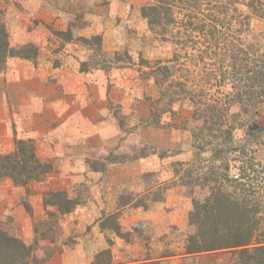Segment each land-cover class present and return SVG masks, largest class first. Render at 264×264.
Listing matches in <instances>:
<instances>
[{
	"label": "trees",
	"instance_id": "trees-1",
	"mask_svg": "<svg viewBox=\"0 0 264 264\" xmlns=\"http://www.w3.org/2000/svg\"><path fill=\"white\" fill-rule=\"evenodd\" d=\"M257 2L250 0L243 5L251 9L253 15L262 17L264 12ZM236 3L237 0H151L138 6V12L150 30L163 40L172 38L175 47L170 61L177 65L164 64L154 68L164 83L161 86L159 79L156 82L160 87L159 99H165L166 105L177 99L186 100L192 108L188 122L194 140V159L178 162L184 171L173 169V180L165 189L177 181L183 187L199 186L207 190L200 199L191 197L192 208L188 211L187 221L193 231L186 235L180 254L192 257L229 252L230 261L226 264H264V163L256 160L251 143L244 137L258 141L260 134L264 135L257 119L264 107V49L261 42L264 25L254 33L251 15L238 9ZM83 16V13L72 16L65 29H55L49 23L44 25L53 36L60 38L62 46L80 43L87 51L93 49V55L100 54L103 51L100 34L82 36L77 33L86 24ZM117 55L113 59L118 66L120 58ZM39 56V47L32 42L11 46L6 27L0 21V72L5 69L8 57L35 65ZM91 59L79 60V71L110 70L104 61L97 59H92L94 63L90 65ZM145 63L141 57L140 64ZM57 65L58 62L54 66ZM198 66L201 68L195 74ZM177 71L181 72L180 76H174ZM150 113L155 124L156 112ZM148 154L156 152L153 150ZM158 156L168 155L164 152ZM93 163L88 162L90 166ZM103 167L104 162L94 170ZM52 170V163L37 155L30 139L14 137L12 150L0 153V181L10 180L14 186L23 188L26 195L31 194L32 184L42 183ZM157 197L153 200L157 201L161 195ZM130 200L131 196L127 195V201L119 205ZM41 203L45 215L32 222V243H25L0 226V264H46L61 250L57 244V237L61 236L60 217L71 212L79 202L65 190L48 189L42 191ZM22 204L31 215L28 203L23 201ZM134 205L148 206L141 199ZM118 215L119 212H114L106 216L100 228L128 240L130 233L122 232ZM50 231L56 236H51ZM44 238L49 240V246L42 255H37L39 240ZM107 253L110 257L111 252ZM163 254V257L173 255ZM109 260L99 264H107ZM151 260L146 263L154 264L156 259Z\"/></svg>",
	"mask_w": 264,
	"mask_h": 264
},
{
	"label": "rangeland",
	"instance_id": "rangeland-1",
	"mask_svg": "<svg viewBox=\"0 0 264 264\" xmlns=\"http://www.w3.org/2000/svg\"><path fill=\"white\" fill-rule=\"evenodd\" d=\"M52 1L56 2V0L40 2L0 0V21L6 27L11 46L32 42L39 47V57L43 61L49 60L53 65L58 62L59 65L64 59L70 62V57L67 55H70V49L75 47L70 46V43L62 46L60 38L53 36L44 25L49 23V17L53 18V16L54 20L49 24L55 29H65L70 24V16L66 15L68 13L60 7L56 8L57 5H53ZM150 1L144 0L143 4ZM248 1L250 0H237L236 6L240 10H245L244 13L251 15L250 24L253 32L256 33L260 26L264 25V16L253 15L252 10L243 5ZM96 2L98 6L95 9L101 12L94 13L102 15L100 35L103 51L93 55L95 52L93 49L87 51L80 47L77 55L74 56L78 60L88 61L92 58L104 61L110 70L125 68V73L118 78L119 84L110 83L108 69H105L106 72L97 73L94 82L92 81L101 86L98 92H102L103 108L106 115L113 118L118 140L113 149L106 151L105 157L86 158V163L95 162L91 166L88 164L91 169L100 168L102 162L104 167L102 171L97 170L101 171L99 173L81 172L83 179L76 180L70 172H61L63 168L62 163L59 162L58 165H53L52 172L42 183L32 184L30 195H26L23 188L14 186L10 180V183L6 181L7 179L0 181V212H3L5 207H11L9 215L0 214V226L21 238L25 243H32L34 240L32 222L43 219L45 215L41 203L42 191L62 189L79 203L71 212L60 217L61 236L57 237V244L61 250L56 253L67 250L70 256H73L78 252L83 264L88 262L89 257L91 264L94 262L99 264L106 259H110L107 264H148L146 262L152 261L153 258L156 259L154 264L159 262L160 264H226L230 261L229 252L192 257H184L180 254L186 235L193 231L187 221L188 211L192 208L191 197L200 199L207 190L199 186L183 187L177 181L174 186L165 189L173 180V169L180 168L181 173L184 171V167H180L178 162L187 163L194 159V140L190 130L191 125L188 122L192 109L190 102L177 99L172 104L166 105L165 99H159L160 87L156 85L158 79L159 81L161 79L160 75L154 71L156 66L177 65L170 61L175 49L171 43L172 38L163 40L150 30L146 20L141 18L138 12L140 5L136 3L135 5L126 2L128 7L125 12H118V15L111 19L107 13L110 0H96ZM257 5L264 12V0H258ZM104 9L106 11L103 13ZM86 22H88L87 19ZM261 42L264 49V39ZM77 44L80 45V43ZM115 54H118L120 58L118 66L113 59ZM140 54L147 62L144 65L140 64ZM92 59L88 62L90 65L94 63ZM127 61L129 63H126ZM7 68L6 62L5 69L0 73L5 72ZM200 68V66L196 67L195 74ZM180 74L181 72L177 71L174 76H180ZM72 82L80 84L73 76L65 81L66 84ZM160 82L163 86L164 83ZM129 84H132L130 98L126 99L127 101L124 100L122 104L120 101L116 102L115 98L121 97L124 86ZM114 88L116 92H113ZM48 92L51 91L48 90ZM64 97L70 100V93ZM151 111L156 112L155 124L152 123ZM257 119L258 126L264 130V107L260 109ZM4 130V127L0 125V153L12 150L13 140L16 137L14 132L8 133ZM237 137L239 138V133ZM244 137L251 143L256 160L264 163L263 133L258 137V141H253L252 137ZM38 140V142L33 141L34 145H37V155L51 162L43 155L41 137ZM153 150L156 154H148ZM164 152H167L168 156L163 158L158 156L159 153ZM109 164L123 166L120 169L112 167L107 169ZM67 166L70 168V163ZM88 177L91 179L88 180ZM92 180L94 186L102 185L100 188L111 196L117 193L113 204H98L90 190L93 187ZM18 189L19 191H16ZM159 194L161 197L154 201L153 199L158 198ZM127 195L131 196L130 202L123 206L119 205L127 201ZM14 197L17 204L12 206ZM140 199L148 205L147 208L134 205ZM23 201L31 207V215L25 211ZM114 212H119L117 220L121 230L130 233L128 240L116 238V234L111 230L100 228L104 218ZM163 214H168L169 218ZM50 235L56 236L53 231H50ZM64 243H66L65 246ZM48 246L47 238L39 240L37 247L39 249L36 250V254L42 255ZM108 251L111 252L110 257ZM164 252L167 255H173L163 257Z\"/></svg>",
	"mask_w": 264,
	"mask_h": 264
},
{
	"label": "crops",
	"instance_id": "crops-1",
	"mask_svg": "<svg viewBox=\"0 0 264 264\" xmlns=\"http://www.w3.org/2000/svg\"><path fill=\"white\" fill-rule=\"evenodd\" d=\"M40 1L34 0V2ZM126 2L142 5L144 0H110L107 13L111 19L118 15V12H125L128 7ZM52 4L57 5L56 8L60 7L65 10L70 18L77 13L84 14L82 19L84 22L87 19L88 22L77 30L78 35L91 36L102 33V15L94 13L101 12L95 9L98 6L96 0H56V2L52 1ZM105 11L104 9L103 13ZM53 20L54 16L48 19L49 23ZM71 45L75 48L70 49V55H67L70 57V62L64 59L57 66L49 60L43 61L40 57L35 65L24 59L8 57L6 60L8 68L0 73V125L4 127V131L14 132L18 139L38 142L41 137L43 155L51 160L52 165H58L61 162L63 168L61 172H70L74 179L80 180L83 179L81 172L99 173L102 171L91 169L85 160L86 158H101L106 151L113 149L118 140V132L113 118L106 115L103 108L102 92H98L100 85L92 83L94 77L103 71L99 69L86 73L79 71V60L74 55H77L80 45L75 43ZM124 73L125 68L110 70L108 73L110 83L119 84L118 78ZM70 76L76 77L80 84H75V82L66 84L65 81ZM131 85L124 86L125 92H121V97L115 98L116 102L120 101L122 104L124 100L127 101L126 99L130 98ZM113 92H116L115 88ZM67 93H70V100L64 97ZM35 147L37 148V145ZM68 163H70V168L67 166ZM122 166L109 164L106 168L120 169ZM89 179L91 178L88 177ZM92 186L90 190L98 204L111 205L114 203L116 192L111 196L100 188L102 185L94 186L93 180ZM13 199L12 206H15L16 197ZM10 211L11 207H5L0 214L9 215ZM163 215L168 217V214ZM116 238L120 237L116 235ZM76 253L73 256H70L67 250L54 253L46 264H83L80 253ZM90 261L89 257L85 264H91Z\"/></svg>",
	"mask_w": 264,
	"mask_h": 264
}]
</instances>
